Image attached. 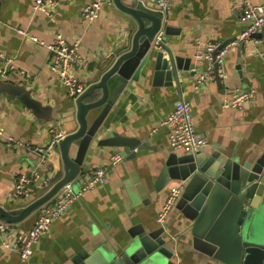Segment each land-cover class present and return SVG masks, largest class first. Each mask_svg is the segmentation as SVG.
Wrapping results in <instances>:
<instances>
[{
	"label": "crops",
	"instance_id": "0c3cea01",
	"mask_svg": "<svg viewBox=\"0 0 264 264\" xmlns=\"http://www.w3.org/2000/svg\"><path fill=\"white\" fill-rule=\"evenodd\" d=\"M93 1L59 0L54 16L48 18L34 10L33 0H0V51L14 60L17 70L25 72L8 78L0 76V206L8 210L23 208L35 200L42 182H49L62 166L59 147L48 156L38 149H46L55 132L67 135L78 128L76 100L68 96L60 77L51 70L49 51L18 30H27L46 42H52L59 33L77 44L82 62L75 74L89 87L96 78V62L123 29L121 12L113 4L105 6L97 19H85L83 10ZM142 1L150 8L155 3ZM239 3L240 0L173 1L164 48L182 59L183 70L173 79V85L156 77L152 70L142 74L139 82H130L105 121L109 124L108 132L138 140L136 147L122 157V148H99L92 143L80 176L108 166L105 184L87 192L54 220L27 263H22L17 252L3 246L6 234L0 233V264H76L81 254L100 247L112 249L140 234L155 246L158 241L171 240L176 264H218L190 246L191 229L176 207L164 224L165 231L157 222L170 189L179 186L181 196L185 187V181L180 179L168 177L161 181L162 174L168 167L186 173V166L180 165L178 158L189 154L170 147L169 130L163 121L183 99L191 105L196 131L208 140L201 151L206 156L221 153L245 160L253 150H264V44L232 46L220 70L198 89L197 73L193 72L194 68L204 71L209 66L207 61L197 62L195 55L199 49L209 42L224 47L241 35L245 24ZM252 3L264 6V0ZM147 25L151 23L147 21ZM259 37H264V29ZM13 89L38 102L39 112L28 108ZM237 90H253L254 98L241 110L225 108L224 100L231 99ZM77 148V143H73V156ZM116 154L122 161L112 167L110 162ZM34 170L39 171L41 182L34 184L29 199L17 198V177ZM40 211L14 225L10 244L16 243L19 232L33 227ZM151 235H155L157 242Z\"/></svg>",
	"mask_w": 264,
	"mask_h": 264
},
{
	"label": "water",
	"instance_id": "95a60500",
	"mask_svg": "<svg viewBox=\"0 0 264 264\" xmlns=\"http://www.w3.org/2000/svg\"><path fill=\"white\" fill-rule=\"evenodd\" d=\"M113 5L121 12L123 29L108 52L96 62L94 84L75 101L78 128L60 141L62 166L36 192L37 198L23 208L8 210L0 206V218L6 223L23 222L52 201L64 185L74 181L82 172L92 143L99 148H122V157L130 153L138 140L108 132L109 124L105 121L113 106L130 82H139L142 74L152 70L156 77L165 78L173 85V79L183 70L182 59L173 57L166 46L162 50L153 47L161 16L152 6L142 0H113ZM168 29L167 26L165 34ZM260 35L262 31L257 34ZM12 91L28 108L39 112L40 105L30 95ZM73 143L78 146L74 156ZM178 162L186 166L187 172H181V177L179 169L168 167L161 181L168 177L185 181L175 207L191 229L190 246L218 264H264V150H253L245 160L221 153L210 157L203 152L189 153L178 158ZM73 189L80 191L79 182L73 184ZM161 229L166 230L164 226ZM151 236L156 240L155 235ZM170 241L156 240L158 246H155L146 235L140 234L112 249L100 247L81 254L75 262L176 264Z\"/></svg>",
	"mask_w": 264,
	"mask_h": 264
},
{
	"label": "built area",
	"instance_id": "2783aa9c",
	"mask_svg": "<svg viewBox=\"0 0 264 264\" xmlns=\"http://www.w3.org/2000/svg\"><path fill=\"white\" fill-rule=\"evenodd\" d=\"M173 1L155 0L154 6L152 7L161 16V27L152 42L153 47L157 50L164 48L163 37L165 35V29L169 25ZM112 4L113 0H94L93 3L84 8L83 17L87 20H95L99 17L100 12L105 6ZM58 6L59 0H33L34 10L45 14L48 18L54 16ZM239 9L241 11V21L245 24V28L238 39L224 47L209 42L196 52L195 58L197 62L207 61L209 63V66L204 71H199L198 68L193 69V72L197 73V89L209 82L216 71L220 70L224 58L232 46L240 44L257 46L264 44V37L257 36L264 29V6L252 3V0H240ZM18 32L49 51L51 57L50 68L58 74L70 98L76 100L86 91L87 86L80 82L75 74V70L80 67L82 62V56L79 53L77 44L68 42L59 33L55 35L52 42H46L29 34L27 30L19 29ZM24 73V71L16 69L12 58L6 57L0 51L1 77L8 78L11 74L24 75ZM253 98V90H237L233 93L231 99L224 100L223 105L225 108L241 110ZM163 125L169 130V145L174 150H184L194 154L203 151L208 145V140L196 131L191 105L188 101L183 99L179 100L173 111L163 121ZM65 136V133L62 131L55 132L48 147L46 149H38V151L48 156L53 149L59 147L60 141ZM2 139L3 132L0 130V143ZM12 139L7 138V141H12ZM19 145H22V143H19ZM121 161L122 157L116 154L112 157L110 166H116ZM108 168V166H100L88 175H78L74 181L64 185L53 200L40 209V214L33 227L26 232L18 233L14 245L9 242L12 232L15 230L14 224L6 223L0 218V233L6 234V241H4L3 246L17 252L22 263H27L33 255L34 247L50 231L54 220L64 215L68 207L75 201L83 198L87 192L93 190L98 185L105 184ZM40 179V173L36 170L31 173L20 174L16 180L14 195L17 198L29 199L32 195V187L34 184L41 182ZM76 180L80 186V191L78 192H75L73 189V184ZM42 183L43 185L46 184L47 180H44ZM180 193V187L175 186L167 194L157 215V222L161 226H164L167 221L170 212L178 201Z\"/></svg>",
	"mask_w": 264,
	"mask_h": 264
},
{
	"label": "rangeland",
	"instance_id": "374dc122",
	"mask_svg": "<svg viewBox=\"0 0 264 264\" xmlns=\"http://www.w3.org/2000/svg\"><path fill=\"white\" fill-rule=\"evenodd\" d=\"M74 184H76V181L74 182Z\"/></svg>",
	"mask_w": 264,
	"mask_h": 264
}]
</instances>
